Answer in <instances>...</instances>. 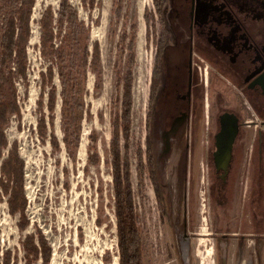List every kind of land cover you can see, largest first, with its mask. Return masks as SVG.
I'll return each instance as SVG.
<instances>
[{
  "label": "rangeland",
  "instance_id": "rangeland-1",
  "mask_svg": "<svg viewBox=\"0 0 264 264\" xmlns=\"http://www.w3.org/2000/svg\"><path fill=\"white\" fill-rule=\"evenodd\" d=\"M60 2H35L27 48L28 79L16 80L20 116L9 117L4 128L8 148L16 143L24 162L27 197V217L21 219L19 214H11L0 185V244L3 250L9 251L10 264H42V260L34 261L32 257L29 262L25 249L28 237L38 245L40 232L52 249L48 264H120L111 142L113 123L122 115L124 78L129 70L132 107L128 158L143 264H264V173L261 204L254 217L249 196L244 197V192L238 196L229 191L217 193L208 165L201 163L205 148H197L194 155L191 152L188 156L185 147L177 146L175 134L167 135L160 115L163 112L159 114L152 137L166 213L148 173L140 186L138 153L146 149L147 137L151 136L147 119L156 42L164 27L162 19L174 28L169 7L161 18L156 14L153 0H96L91 10L81 0H69L88 29L81 35L82 43L74 44L72 52L80 51L82 55L85 45L91 52L92 43L98 42L101 58L99 77L90 68V59L85 68H79L84 110L79 146L71 155L64 143L63 88L56 66L53 82L47 84L45 92L41 77V72H47L51 64L40 52L41 19L49 7L57 17ZM16 5L14 0H0V30L9 15L17 10ZM133 34L131 65L128 47ZM1 57L0 54V60ZM52 87L56 99L54 111L50 112L48 101ZM41 119L46 125L43 136L39 129ZM121 133L120 130L123 152ZM92 135L96 137L94 142ZM187 140L184 133L183 141ZM82 148L84 154L80 156ZM91 148L100 156L98 165L88 163ZM8 151L0 149V178H3L1 165ZM262 168L264 172V161ZM25 224L27 227L21 229Z\"/></svg>",
  "mask_w": 264,
  "mask_h": 264
},
{
  "label": "flooded vegetation",
  "instance_id": "flooded-vegetation-1",
  "mask_svg": "<svg viewBox=\"0 0 264 264\" xmlns=\"http://www.w3.org/2000/svg\"><path fill=\"white\" fill-rule=\"evenodd\" d=\"M167 7L174 28L163 18ZM163 17L150 89L155 164L152 133L163 112L167 135L188 156L205 148L201 163L217 193L244 192L255 217L264 173V0H166Z\"/></svg>",
  "mask_w": 264,
  "mask_h": 264
},
{
  "label": "trees",
  "instance_id": "trees-1",
  "mask_svg": "<svg viewBox=\"0 0 264 264\" xmlns=\"http://www.w3.org/2000/svg\"><path fill=\"white\" fill-rule=\"evenodd\" d=\"M83 6L92 9L96 0H81ZM157 14L163 17V10L166 0H153ZM36 0H14L18 5L17 10L9 15L4 27L0 30V149L7 148L8 156L1 165L2 177L0 185L3 194L7 196V203L11 214H19L20 218L26 219L27 197L24 190V162L20 158L17 144L9 147V141L5 135L4 128L12 115L20 116V109L17 103L16 80L28 79V54L27 48L31 40L30 21L32 9ZM16 5V6H17ZM40 52L41 56L51 62L47 66V72H41L43 79L42 89L45 92L47 84L51 85L54 79V66L58 71L62 84V126L64 132V143L71 151L79 146L81 136V112L84 110L82 94L81 71L85 68L90 59V68L100 76V48L99 43H92V50L84 46L83 54L73 53L74 44L82 43L84 33L88 32L85 23L80 20L77 10L70 4L69 0H61L57 17L52 8L49 7L41 19ZM87 39V38H86ZM134 41L135 34L130 39L129 50L131 52V65L134 62ZM58 42V43H57ZM79 61L80 64L79 65ZM125 76L124 98L122 102V115L113 123L114 134L111 142L113 184L115 193V214L117 219V235L120 250V264H143L142 239L138 225V215L135 209L134 192L131 184L130 164L128 158V144L130 132V112L132 107L131 82L132 72ZM85 72L83 73V76ZM55 88L49 91L48 109L54 111ZM147 124L150 129L152 120V104ZM41 135L45 133L46 125L44 119L39 123ZM120 130L124 139L123 152L120 146ZM150 134V132H149ZM96 141L95 135L91 136ZM52 140L56 142L54 136ZM56 146L57 144L54 143ZM151 136L147 137L146 149L139 150L138 172L139 183L143 185L144 176L154 184L157 199L161 203L163 213L166 209L163 206L162 187L159 183V176L154 160V149ZM92 149V148H91ZM89 151V165H98L100 156L96 151ZM145 157V158H144ZM27 224L21 226L25 229ZM38 245L33 244L32 238L28 237L25 243L26 257L29 262L42 260V264H48L51 258L52 249L43 234L39 233ZM34 246L31 247L30 245ZM11 257L8 250H3L0 244V264H10Z\"/></svg>",
  "mask_w": 264,
  "mask_h": 264
},
{
  "label": "bare ground",
  "instance_id": "bare-ground-1",
  "mask_svg": "<svg viewBox=\"0 0 264 264\" xmlns=\"http://www.w3.org/2000/svg\"><path fill=\"white\" fill-rule=\"evenodd\" d=\"M84 146H85V144L83 143V144H82V147H84ZM79 153H80V156H83V154H84L83 148L80 150Z\"/></svg>",
  "mask_w": 264,
  "mask_h": 264
}]
</instances>
